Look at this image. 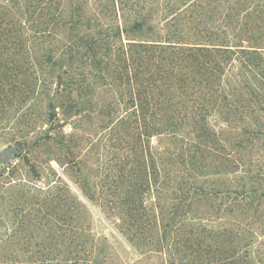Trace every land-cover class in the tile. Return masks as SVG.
Here are the masks:
<instances>
[{"label":"trees","instance_id":"16d2710c","mask_svg":"<svg viewBox=\"0 0 264 264\" xmlns=\"http://www.w3.org/2000/svg\"><path fill=\"white\" fill-rule=\"evenodd\" d=\"M0 141L19 161L0 172V264H252L222 202L261 216L258 175H237L264 150V0H0Z\"/></svg>","mask_w":264,"mask_h":264},{"label":"rangeland","instance_id":"374dc122","mask_svg":"<svg viewBox=\"0 0 264 264\" xmlns=\"http://www.w3.org/2000/svg\"><path fill=\"white\" fill-rule=\"evenodd\" d=\"M91 130L87 133L86 136H88L90 138V140L92 142H100L101 144L103 143H107L109 141V135L107 136L106 133H103V135L101 136L100 132L96 133V128L98 126V123L96 120H94L93 125H91ZM65 131L66 132H70L69 127H65ZM110 133V131H109ZM112 137V136H111ZM115 138V136L113 137ZM119 138H122L124 140H128L127 135L123 134L122 136H119ZM153 144H156V139H154ZM254 146L256 147V150H254L252 155V161L251 162H247L246 166H244V168L246 167V169H241V171L239 172V174L237 176H242L243 175V171H249L252 173H255L258 175L259 177V182L260 185L258 187V193H260L261 191L264 192V150L263 145L261 142H256L254 143ZM11 147L14 150V154L11 157L12 160V164H18V160L15 159V156L17 155V149L15 147L14 144H6L2 141H0V151ZM86 148V147H85ZM87 148L85 150L81 151V157L87 160V166L91 169V170H95L97 168V166L100 164V162H104L102 159L100 161L99 156H98V152H96V148L92 151L86 152ZM45 154L44 150H40L39 151V158L42 157ZM243 155V154H242ZM106 157L104 158V160H110L112 157L110 151H108V153L105 155ZM248 159V156H247ZM250 164V165H249ZM10 165H4V166H0V172H4L8 170V166ZM249 165V166H247ZM44 167H47V170L49 171H45ZM41 168H42V173L43 177L47 175L48 172H54L55 176H50L52 177V181L55 180L56 183V187L59 189V193L60 194H64V185L66 184L70 190L72 191V193L78 197L80 200H82L83 202H86L85 199L82 196L81 193V189L77 183V181L79 180V174L75 171V170H66L63 167H59V165H57L54 161H51L48 166L45 164H41ZM89 174H91V178H95L93 176L92 171L88 172V176H90ZM236 176H227L225 178L226 182L229 184H235L236 181ZM103 178V177H102ZM100 178V179H102ZM58 181H60L61 183H59ZM232 199V198H231ZM231 199L228 200H224L223 203V207L226 209V212L228 213L227 215H225V223H226V227L229 230H233L234 229V224L237 225H241V228H245V230L247 231H253L255 234L254 239H252L251 241V245H250V249H249V257L251 260L252 264H264V212H262V210H264V203L263 205H261V209H260V213L261 216H258V214L256 213L253 216V213H250V210H247L246 214L243 215V217L237 221L234 220V218L232 217L233 213L231 212V208L233 206V204H231ZM87 203V202H86ZM218 203V202H217ZM90 210H91V225H92V230L93 233L96 237L100 238L102 235L106 236L109 239V242L111 244L114 243V238H112L111 236V232L108 229V227L106 226V224L103 222V218L100 216V214L98 213V210L91 207L88 204ZM248 207V206H247ZM239 222V223H237ZM250 239V238H248Z\"/></svg>","mask_w":264,"mask_h":264},{"label":"water","instance_id":"95a60500","mask_svg":"<svg viewBox=\"0 0 264 264\" xmlns=\"http://www.w3.org/2000/svg\"><path fill=\"white\" fill-rule=\"evenodd\" d=\"M14 150L11 147L5 148L0 151V166L9 165L12 163L11 157Z\"/></svg>","mask_w":264,"mask_h":264}]
</instances>
